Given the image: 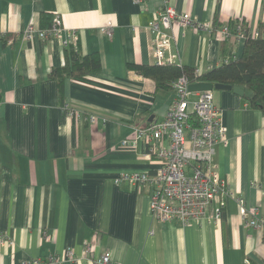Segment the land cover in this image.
Wrapping results in <instances>:
<instances>
[{
  "label": "crops",
  "instance_id": "obj_1",
  "mask_svg": "<svg viewBox=\"0 0 264 264\" xmlns=\"http://www.w3.org/2000/svg\"><path fill=\"white\" fill-rule=\"evenodd\" d=\"M164 4L214 28L264 25V0H0V33L13 35L0 38V264L49 256L94 264L104 252L109 264H264V230L246 225L235 198L226 199L217 220L219 196L202 218L179 224L152 217L144 185L115 182L122 172L159 164L145 138L135 147L121 142L162 118L174 97L128 67L155 63L147 25ZM41 13L76 30L72 46L81 54L98 51L100 69L84 80L66 78L60 91L49 76L64 62L60 40L20 37L28 24L40 28ZM108 23L111 35L101 31ZM171 32L170 51L188 67L206 71L242 53L244 40L176 24ZM213 97L227 128L226 142L215 145L217 172L229 191L264 214V114L231 91L213 90ZM61 100L97 122L69 117Z\"/></svg>",
  "mask_w": 264,
  "mask_h": 264
},
{
  "label": "built area",
  "instance_id": "obj_2",
  "mask_svg": "<svg viewBox=\"0 0 264 264\" xmlns=\"http://www.w3.org/2000/svg\"><path fill=\"white\" fill-rule=\"evenodd\" d=\"M132 1L139 4L144 0ZM233 22V27L226 22L214 28L211 21L198 22L188 12H178L173 5L164 4L157 16L148 22L147 30L151 36L148 50L156 64L177 62V55L170 51L174 39L171 32L173 24L181 28L214 32L222 40L230 37L244 40L243 25L238 21ZM101 31L111 35V24L102 26ZM248 33L255 37L259 35L257 30ZM20 37L26 42L54 37L60 40L64 48L76 41L78 36L74 29L67 31L60 17L55 15L50 27L42 29L28 24ZM230 57L237 58L236 54ZM194 68L196 74L202 72L200 66ZM189 84L185 76L174 80V97L162 118L149 120L145 125L136 127V136L121 142L123 146L135 147L139 138H145L147 154L149 158L159 159L158 166L152 171L122 172L115 182H124L129 186L144 185L149 191V210L155 220L186 224L190 220L202 218L212 201L219 196L213 209L216 220L221 216L226 199L235 198L239 215L246 225L264 230V214L260 213L258 207L248 206L243 197H236L229 191L217 172L213 160L215 145L226 142L227 128L222 121V110L214 101L213 90L192 92ZM62 109L76 121L83 119L90 124L97 122L98 117L93 113H84L68 105ZM87 250L90 251L89 246ZM67 258L74 259L71 251L67 252ZM262 261L264 263V256ZM93 262L109 264L110 253L104 252ZM23 264H60V260L55 256L30 258L24 260Z\"/></svg>",
  "mask_w": 264,
  "mask_h": 264
},
{
  "label": "trees",
  "instance_id": "obj_3",
  "mask_svg": "<svg viewBox=\"0 0 264 264\" xmlns=\"http://www.w3.org/2000/svg\"><path fill=\"white\" fill-rule=\"evenodd\" d=\"M55 16V15H54ZM49 13H41L39 26L42 29L50 27L54 17ZM231 27L233 21L227 22ZM245 38L242 53L238 58H231V54L223 57L221 64L195 73L194 67H188L177 62L162 64L129 63L128 67L136 73L153 80L156 91L172 90V82L180 76H185L190 83L206 81L210 83L239 84L253 92V96L247 99L250 106L259 109L264 114V25L260 24L257 37L251 36L243 26ZM12 33H4L0 38L5 41ZM101 67L98 51L81 54L72 44L64 47V62L61 66L53 67L49 76L56 81L59 90L66 78L84 80L91 73ZM61 88V89H60ZM1 101V94H0ZM61 106L65 102L60 101ZM148 121H146L147 123ZM145 123V124H146ZM144 124V125H145Z\"/></svg>",
  "mask_w": 264,
  "mask_h": 264
},
{
  "label": "water",
  "instance_id": "obj_4",
  "mask_svg": "<svg viewBox=\"0 0 264 264\" xmlns=\"http://www.w3.org/2000/svg\"><path fill=\"white\" fill-rule=\"evenodd\" d=\"M189 90L192 92L203 90H226L231 91L236 95L249 99L253 96V92L239 84H224V83H210L206 81H197L189 84ZM151 120V118L149 119Z\"/></svg>",
  "mask_w": 264,
  "mask_h": 264
}]
</instances>
